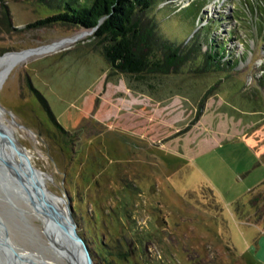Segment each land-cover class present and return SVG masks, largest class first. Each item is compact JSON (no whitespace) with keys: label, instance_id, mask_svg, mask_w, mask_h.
<instances>
[{"label":"rangeland","instance_id":"374dc122","mask_svg":"<svg viewBox=\"0 0 264 264\" xmlns=\"http://www.w3.org/2000/svg\"><path fill=\"white\" fill-rule=\"evenodd\" d=\"M48 1L0 0V56L69 42L23 58L0 86V149L39 171L15 188L0 173V219L16 251L40 264H75L71 251L87 264L74 226L93 264L257 263L264 0L157 3L149 13L162 38L207 52L210 27L224 60L238 61L233 70L193 61L169 74L119 71L104 54L111 34L97 36L100 24L46 22L63 9ZM193 2L200 15L185 23L178 12ZM42 187L62 226L58 243Z\"/></svg>","mask_w":264,"mask_h":264},{"label":"trees","instance_id":"16d2710c","mask_svg":"<svg viewBox=\"0 0 264 264\" xmlns=\"http://www.w3.org/2000/svg\"><path fill=\"white\" fill-rule=\"evenodd\" d=\"M162 1L165 0H58V3L62 2V12L46 19V22L56 19L84 28L100 24L97 36L112 35L113 45H106L104 54L115 68L127 74H169L175 68L193 61H196L199 68L203 67V70L213 65L218 69H235L238 61H234V57L224 60L227 56L226 46L215 38H210V27H206L204 31L205 40L210 45L207 52H201V45L196 42L188 45L184 52V46L182 48L179 44L162 38L158 22L149 13ZM201 9L199 3L193 2L178 12L179 18L185 23H194ZM139 13L149 20L147 24H141ZM103 19L105 20L101 23Z\"/></svg>","mask_w":264,"mask_h":264},{"label":"bare ground","instance_id":"6f19581e","mask_svg":"<svg viewBox=\"0 0 264 264\" xmlns=\"http://www.w3.org/2000/svg\"><path fill=\"white\" fill-rule=\"evenodd\" d=\"M82 37H84V36H82ZM67 43H69V42H63V43L59 42V43L52 45V46L43 47L36 52L25 51L22 53H10V54H6L5 56H0V86L3 84L4 80L6 79L7 75L12 70V68H14V66L16 64H18L19 61H21L23 58L29 57L33 54H38V53L47 52V51H50L53 49L61 48V47L65 46ZM0 156H1V161H3V165L6 168V169L1 168V170L3 172L0 171V173L2 174V177H3V182L5 183V186L9 187V185H11L13 188H15L13 186L14 181L24 182L25 176H28L30 174H32V176L34 177L35 180L38 179L36 174L39 173V171L34 170L30 167H27V166L19 163L18 161H16L15 159H13L9 155H7L1 149H0ZM5 158H6V160H8L6 163L3 160ZM14 166L19 168L20 170H22L23 173H21V175L17 176L16 175L17 173H16ZM37 190L42 194V196L45 197L44 205L48 208V210H46V213H47L46 219H47V223L52 220L51 230L54 233V236L56 238L55 241H56V243H58V241L61 242L60 239L58 238L57 233L60 231V229H62V226L58 220L55 207L52 205L51 193L45 187L37 188ZM4 229L5 228L1 224L0 225V264H19L17 262H21L22 264H29L26 262H31V264H40L39 262H34V261L32 262L28 255L18 253L16 251L15 245L11 241L10 237H9L10 241L6 242L7 240H4V237H5V233H4L5 230ZM1 247H3L5 250L1 249ZM79 252H80V254H82V252L80 250H79ZM69 253L70 254L68 256H66V258H68V259L72 258L74 260L75 264H81V261H80L78 255L73 254V252H71V251ZM61 254L64 255V253H62V252H61Z\"/></svg>","mask_w":264,"mask_h":264},{"label":"water","instance_id":"95a60500","mask_svg":"<svg viewBox=\"0 0 264 264\" xmlns=\"http://www.w3.org/2000/svg\"><path fill=\"white\" fill-rule=\"evenodd\" d=\"M64 41H61L60 43H63ZM54 45V44H53ZM48 46H51V45H48ZM43 47H47V46H43ZM43 47H40V48H34V49H30V50H26V51H30V52H36V51H38V50H40L41 48H43ZM25 52V51H24ZM20 53H22V52H20ZM166 74V73H165ZM6 76V75H5ZM4 76V77H5ZM3 77V78H4ZM1 106V105H0ZM4 160V162L6 163L8 160H6V158L5 159H3ZM1 168H3V169H6L5 168V166L3 165V161H1V156H0V171L1 172H3L2 170H1ZM20 183V182H19ZM3 225V227L5 228L4 230H5V237H4V240H7L6 242H9L10 240H9V234H8V232H7V229H6V226H5V224L2 222V220L0 219V225ZM72 234H74V238H75V241H76V243H77V246H78V248L82 251V253L85 255V258H86V261H87V264H93V260H92V258L90 257V255H89V252L87 251V248H86V246L84 245V243H83V241L81 240V238L77 235V233H76V231H75V228H74V226H72ZM1 249H4L3 247H1ZM5 250V249H4Z\"/></svg>","mask_w":264,"mask_h":264},{"label":"crops","instance_id":"0c3cea01","mask_svg":"<svg viewBox=\"0 0 264 264\" xmlns=\"http://www.w3.org/2000/svg\"><path fill=\"white\" fill-rule=\"evenodd\" d=\"M262 241H261V239H259L258 241H257V243H256V245H257V248H256V250H257V252H259V251H262L263 249H262V243H261ZM264 252V251H263ZM264 254V253H263ZM264 257H261V259H258V262L256 263V262H254L253 260H250V261H252V262H254L255 264H264V259H263Z\"/></svg>","mask_w":264,"mask_h":264}]
</instances>
